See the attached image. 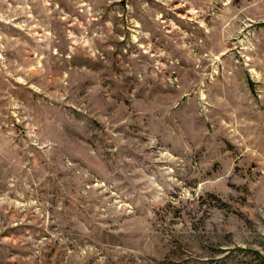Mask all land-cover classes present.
<instances>
[{"label":"rangeland","instance_id":"1","mask_svg":"<svg viewBox=\"0 0 264 264\" xmlns=\"http://www.w3.org/2000/svg\"><path fill=\"white\" fill-rule=\"evenodd\" d=\"M0 264H264V0H0Z\"/></svg>","mask_w":264,"mask_h":264}]
</instances>
